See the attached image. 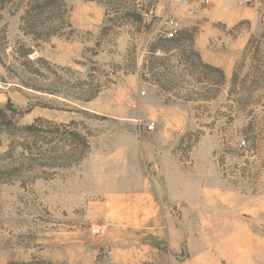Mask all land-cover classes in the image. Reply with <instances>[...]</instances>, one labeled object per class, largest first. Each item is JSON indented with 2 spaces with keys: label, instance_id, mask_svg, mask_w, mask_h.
Wrapping results in <instances>:
<instances>
[{
  "label": "rangeland",
  "instance_id": "1",
  "mask_svg": "<svg viewBox=\"0 0 264 264\" xmlns=\"http://www.w3.org/2000/svg\"><path fill=\"white\" fill-rule=\"evenodd\" d=\"M164 5L0 0V264H264V0Z\"/></svg>",
  "mask_w": 264,
  "mask_h": 264
},
{
  "label": "trees",
  "instance_id": "2",
  "mask_svg": "<svg viewBox=\"0 0 264 264\" xmlns=\"http://www.w3.org/2000/svg\"><path fill=\"white\" fill-rule=\"evenodd\" d=\"M49 6H51V3H49L48 1H43L41 3L35 4V7H37L38 9H43V8L45 9V8H48ZM171 39H167V40H171ZM203 67H205V68H207V69H209L211 71H214L215 73H217L220 76L221 79L224 78L223 73H222V71L220 69L214 68V67L209 66V65H203ZM235 76H236V74L233 73L232 78L234 79ZM42 122H45V121L42 120V119H36L32 124L24 126L23 129L25 131L31 132L33 129H35V127L39 123H42ZM13 126H15V125L13 124L12 120L8 119V116L6 114V110L0 109V129H2L1 127L5 128V129H10L11 127L13 128ZM80 144L85 148V147H87L88 143L85 140V138L82 137L80 139Z\"/></svg>",
  "mask_w": 264,
  "mask_h": 264
},
{
  "label": "built area",
  "instance_id": "3",
  "mask_svg": "<svg viewBox=\"0 0 264 264\" xmlns=\"http://www.w3.org/2000/svg\"><path fill=\"white\" fill-rule=\"evenodd\" d=\"M210 0H205V2H208ZM178 2L181 4V5H184L186 6L187 4H189V0H178ZM193 12L192 9H188V13L191 14ZM176 26V23L175 22H170V27L175 29L174 27ZM175 30H169V31H165L164 32V37L166 39H171L174 37V34H175ZM0 89H1V84H0Z\"/></svg>",
  "mask_w": 264,
  "mask_h": 264
},
{
  "label": "crops",
  "instance_id": "4",
  "mask_svg": "<svg viewBox=\"0 0 264 264\" xmlns=\"http://www.w3.org/2000/svg\"><path fill=\"white\" fill-rule=\"evenodd\" d=\"M175 2H177V0H164V4L165 5H164V8H163V11H165L166 15H168L170 12H172V10H173V8L175 6ZM165 14H164V16H165Z\"/></svg>",
  "mask_w": 264,
  "mask_h": 264
}]
</instances>
